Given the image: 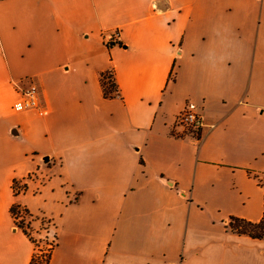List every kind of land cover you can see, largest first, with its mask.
I'll list each match as a JSON object with an SVG mask.
<instances>
[{"label":"crops","instance_id":"1","mask_svg":"<svg viewBox=\"0 0 264 264\" xmlns=\"http://www.w3.org/2000/svg\"><path fill=\"white\" fill-rule=\"evenodd\" d=\"M13 203L52 220L47 264H264L227 226L264 211V0H0V264H30Z\"/></svg>","mask_w":264,"mask_h":264},{"label":"built area","instance_id":"2","mask_svg":"<svg viewBox=\"0 0 264 264\" xmlns=\"http://www.w3.org/2000/svg\"><path fill=\"white\" fill-rule=\"evenodd\" d=\"M114 37L116 38V35ZM110 40L111 39H108L107 43H109ZM112 41H114V39H112ZM21 95H22V101L24 105L30 106V107H36L40 109L39 108V103H40L39 90H38V86L34 82H30L27 86L21 88ZM176 124L183 127L184 131H187L188 133L192 134L195 137L199 138L201 136L203 118L195 103L188 101L184 104L182 110H180V112L177 115ZM40 178L41 180H43L42 179L43 176L40 177L37 172L33 171L27 175L26 180H34V179L40 180ZM20 184L21 186L16 188V190H19V193L25 192L26 191V188L24 186L26 185L25 182L23 183L20 182ZM25 219H27V221H25ZM33 219L39 220L41 224L42 233L38 230H35V232L40 234L42 238L46 239V241L43 243H39L38 239L33 241L35 244V252H34L35 257L42 259V258H45V256L51 251L52 247L54 246L56 242L54 224L52 220H50L46 216L35 218L32 215L26 214L24 211H20L18 216L16 217L17 222L21 221L23 222V224H29V225L32 224ZM24 226L26 228L27 225H24Z\"/></svg>","mask_w":264,"mask_h":264},{"label":"trees","instance_id":"3","mask_svg":"<svg viewBox=\"0 0 264 264\" xmlns=\"http://www.w3.org/2000/svg\"><path fill=\"white\" fill-rule=\"evenodd\" d=\"M100 83L102 86V91L104 96H116L118 94V87L114 79L113 71L112 69L106 70L100 74ZM21 186L20 182L17 180H13L12 182V188L14 191V194H18L19 190H16ZM26 188V185H24ZM20 211H24L26 214L30 215L28 209L25 206H22L18 203H13L10 207V212L14 218V223L16 227H19L22 229V231L32 240V236L30 233L26 230L23 222L16 221V217L18 216ZM28 226V225H27ZM227 226L230 228V230L238 233V234H246L254 238H263L264 237V211L263 215L258 221H250L245 218H240L236 216H230ZM50 252L45 256V258L39 259L35 257V253L32 256V259L30 261V264H47L49 259Z\"/></svg>","mask_w":264,"mask_h":264},{"label":"rangeland","instance_id":"4","mask_svg":"<svg viewBox=\"0 0 264 264\" xmlns=\"http://www.w3.org/2000/svg\"><path fill=\"white\" fill-rule=\"evenodd\" d=\"M48 175V173H46V176ZM45 178V176H43V179ZM26 218V217H25ZM21 219V218H20ZM23 220V219H22ZM35 220L33 226L29 225V224H24V225H28L26 226V229L28 230V232L31 234V236L34 238V240H39V243H43L46 241V239L42 238L40 234L36 233L35 230H38L41 232V224L40 221L37 219H33V221ZM25 221H27V219H25ZM42 233V232H41Z\"/></svg>","mask_w":264,"mask_h":264},{"label":"water","instance_id":"5","mask_svg":"<svg viewBox=\"0 0 264 264\" xmlns=\"http://www.w3.org/2000/svg\"><path fill=\"white\" fill-rule=\"evenodd\" d=\"M48 158H45V160H47Z\"/></svg>","mask_w":264,"mask_h":264}]
</instances>
